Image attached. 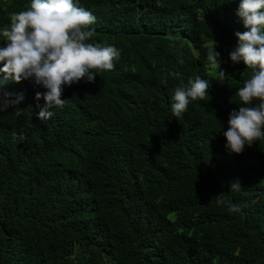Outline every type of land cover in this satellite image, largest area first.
Here are the masks:
<instances>
[{
	"label": "trees",
	"instance_id": "16d2710c",
	"mask_svg": "<svg viewBox=\"0 0 264 264\" xmlns=\"http://www.w3.org/2000/svg\"><path fill=\"white\" fill-rule=\"evenodd\" d=\"M239 2L78 0L96 17L89 42L121 56L65 85L46 122L32 82L20 116L0 111V264H264V140L237 154L223 136L252 74L229 58L247 30ZM29 3L0 0V27ZM198 76L209 99L169 119L180 80ZM16 88L3 86L11 99Z\"/></svg>",
	"mask_w": 264,
	"mask_h": 264
},
{
	"label": "clouds",
	"instance_id": "9594fccd",
	"mask_svg": "<svg viewBox=\"0 0 264 264\" xmlns=\"http://www.w3.org/2000/svg\"><path fill=\"white\" fill-rule=\"evenodd\" d=\"M236 14L247 29L237 32L238 45L229 53L233 64L243 62L251 69L250 78L235 92L238 110L229 113L228 128L223 132L225 147L233 153H241L245 145L264 140V0H240ZM96 17L89 10L78 6V0H30L25 10L9 16V24L0 27V111L16 109L15 115L22 114L17 107L26 97L30 82L46 89L35 93V99L44 101L37 105V118L50 120L53 109L66 107L61 99L63 87L81 80L94 82L98 73L114 70L121 53L113 45L89 42L95 35L92 27ZM213 46L207 59L219 69V53ZM225 73L219 71L217 80L224 81ZM16 82L17 97L3 90L8 82ZM166 85L167 81H161ZM209 81L199 76L189 79L187 85L180 80L175 88L169 119L182 117L193 101H206ZM238 180L231 181L229 189L240 190ZM218 205L227 204L229 212H237V205L225 201L222 194L216 196Z\"/></svg>",
	"mask_w": 264,
	"mask_h": 264
}]
</instances>
